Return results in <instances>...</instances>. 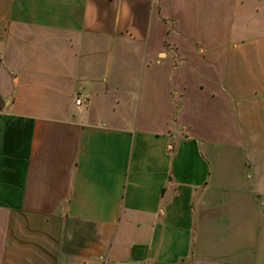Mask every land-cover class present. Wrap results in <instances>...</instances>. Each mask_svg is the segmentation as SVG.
Listing matches in <instances>:
<instances>
[{
  "label": "crops",
  "instance_id": "0c3cea01",
  "mask_svg": "<svg viewBox=\"0 0 264 264\" xmlns=\"http://www.w3.org/2000/svg\"><path fill=\"white\" fill-rule=\"evenodd\" d=\"M0 264H264V0H0Z\"/></svg>",
  "mask_w": 264,
  "mask_h": 264
},
{
  "label": "built area",
  "instance_id": "2783aa9c",
  "mask_svg": "<svg viewBox=\"0 0 264 264\" xmlns=\"http://www.w3.org/2000/svg\"><path fill=\"white\" fill-rule=\"evenodd\" d=\"M82 103H83V100L79 96H77L74 100V104L77 106H80L82 105Z\"/></svg>",
  "mask_w": 264,
  "mask_h": 264
}]
</instances>
